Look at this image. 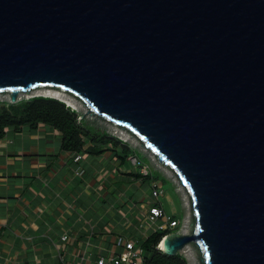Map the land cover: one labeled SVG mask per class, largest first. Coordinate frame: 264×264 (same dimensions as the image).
Listing matches in <instances>:
<instances>
[{
    "label": "water",
    "instance_id": "1",
    "mask_svg": "<svg viewBox=\"0 0 264 264\" xmlns=\"http://www.w3.org/2000/svg\"><path fill=\"white\" fill-rule=\"evenodd\" d=\"M41 86L178 174L194 229L165 254L264 264V0H0V92Z\"/></svg>",
    "mask_w": 264,
    "mask_h": 264
},
{
    "label": "crops",
    "instance_id": "2",
    "mask_svg": "<svg viewBox=\"0 0 264 264\" xmlns=\"http://www.w3.org/2000/svg\"><path fill=\"white\" fill-rule=\"evenodd\" d=\"M60 146V133L45 125L0 138V264H63L59 251L67 264H94L150 202L139 191L146 183L133 181L113 153L82 152L74 163Z\"/></svg>",
    "mask_w": 264,
    "mask_h": 264
},
{
    "label": "trees",
    "instance_id": "3",
    "mask_svg": "<svg viewBox=\"0 0 264 264\" xmlns=\"http://www.w3.org/2000/svg\"><path fill=\"white\" fill-rule=\"evenodd\" d=\"M70 107L61 100L40 95L20 99L14 103L0 102V138H3L6 130L11 128L19 130L25 126L32 129H36L40 125L49 126L60 133V148L64 152L70 154L83 152L85 155L93 157L111 152L118 159L119 166L126 164L129 169H132L128 175L132 177L133 181L144 182L148 187H151L156 181H161L162 186L165 183L172 185L169 180L149 166V160L137 149L106 131L84 123L83 119L78 121L77 112ZM87 142L90 145L85 147ZM130 156L137 157L140 166L148 165L149 173L143 175L139 168H132L128 162ZM170 220L179 221L176 216H171ZM179 226L180 224L174 228L167 227L155 232L150 231L146 238L140 239L145 251L149 252L144 264H187L186 258L180 253L167 255L163 251L155 249V245L163 236L177 232ZM135 232L131 228L128 235Z\"/></svg>",
    "mask_w": 264,
    "mask_h": 264
},
{
    "label": "rangeland",
    "instance_id": "4",
    "mask_svg": "<svg viewBox=\"0 0 264 264\" xmlns=\"http://www.w3.org/2000/svg\"><path fill=\"white\" fill-rule=\"evenodd\" d=\"M55 89L57 88L53 89V87L42 86L30 89L28 91H21L18 94L17 100L27 99L39 94L53 95L55 91H57ZM46 91L48 92L45 93ZM58 91L61 97L58 96L57 98H59L60 100H68L66 105H70L71 107L77 109V112L81 115V119H83L84 123L94 126L96 129L106 131L108 134L116 136L120 140H123L130 144V146L137 149L149 160V166L152 167V169L158 171L164 178L172 183V185L165 183L162 186L164 194L160 197V201L162 202L164 210L168 217L176 216L179 221H181V227L177 232L179 234L192 233L194 229L192 201L189 191L181 183L178 174L173 169H171V167L166 166L163 161L159 163V159L156 157L155 152L148 149L142 142V140H140V138L130 130L117 125L110 120L101 118L97 113L90 111L88 107L83 103V101L73 96L72 94L61 90ZM0 102L11 103L10 92H0ZM161 183V181L156 182L157 185H161ZM145 190H147V192H145ZM139 191L146 193L149 196L152 193L151 187H147L146 184L142 188H139ZM133 221L134 223L136 222L135 217L133 218ZM161 225H164V222H161ZM149 232L150 230L144 231V234L148 235ZM180 254H182L186 258L187 264H205L203 255L199 251L197 245L194 243L187 244L182 250H180Z\"/></svg>",
    "mask_w": 264,
    "mask_h": 264
},
{
    "label": "built area",
    "instance_id": "5",
    "mask_svg": "<svg viewBox=\"0 0 264 264\" xmlns=\"http://www.w3.org/2000/svg\"><path fill=\"white\" fill-rule=\"evenodd\" d=\"M80 120L81 115L78 114V121ZM72 159L74 163H78L82 159V152L74 153ZM128 162L133 168H139L143 175H147L150 171L148 165L140 166V162L135 156H130ZM75 174L79 176L82 175L83 169L76 168ZM156 182L151 185L152 193L150 195V202L146 204L145 208L138 210L134 216L136 222L132 226L133 230L136 232L130 235H128V233L120 235L115 243L116 249L110 254L100 255L94 261V264H144L145 258L149 255V252L147 253L145 251L140 242L141 238H146L148 236L144 234V231L150 230L151 232H155L167 227L174 228L179 224V228L181 227V223H179L178 220H170V217L167 216L163 204L160 201V197L164 194L162 184L157 185ZM161 222H164V225H161ZM166 236H163L155 245L156 250L163 251L161 243ZM61 240L66 241L67 234L62 235ZM58 259L63 264H67L65 263V256L61 251H59Z\"/></svg>",
    "mask_w": 264,
    "mask_h": 264
},
{
    "label": "bare ground",
    "instance_id": "6",
    "mask_svg": "<svg viewBox=\"0 0 264 264\" xmlns=\"http://www.w3.org/2000/svg\"><path fill=\"white\" fill-rule=\"evenodd\" d=\"M42 87V86H41ZM47 87H49V86H47ZM53 89H54V87H53ZM30 90V89H29ZM55 90H57V91H55V93L53 94V95H44V94H42V95H44V96H51V97H55V98H57L58 96L59 97H61V95L59 94V91L58 90H60V89H55ZM61 91H64V90H61ZM4 92H7V91H4ZM48 91H46L45 93H47ZM66 92V91H65ZM69 93V92H68ZM71 94V93H70ZM39 95H41V94H39ZM73 95V94H72ZM74 96V95H73ZM76 97V96H75ZM57 99H59V98H57ZM79 99V98H78ZM62 101H64L65 103H67V101L66 100H62ZM70 106V105H69ZM73 108V107H72ZM163 244H164V242L162 241V243H161V246L163 247Z\"/></svg>",
    "mask_w": 264,
    "mask_h": 264
},
{
    "label": "clouds",
    "instance_id": "7",
    "mask_svg": "<svg viewBox=\"0 0 264 264\" xmlns=\"http://www.w3.org/2000/svg\"><path fill=\"white\" fill-rule=\"evenodd\" d=\"M35 96H38V95H35ZM40 96H44V95H40ZM47 97H50V98H55V97H51V96H47ZM55 99H57V98H55ZM58 100H60V99H58ZM62 101V100H61ZM64 102V101H63ZM65 103V102H64ZM66 104V103H65ZM67 106H69V105H67ZM70 107V106H69ZM71 108V107H70ZM71 109H73V108H71ZM73 110H75L76 111V109H73Z\"/></svg>",
    "mask_w": 264,
    "mask_h": 264
}]
</instances>
